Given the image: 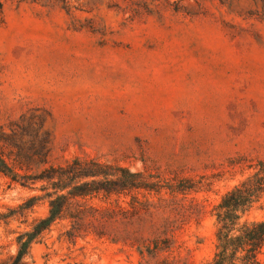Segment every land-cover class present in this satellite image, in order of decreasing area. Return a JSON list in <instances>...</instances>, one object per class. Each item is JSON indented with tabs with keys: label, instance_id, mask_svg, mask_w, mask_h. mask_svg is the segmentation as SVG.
Listing matches in <instances>:
<instances>
[{
	"label": "rangeland",
	"instance_id": "1",
	"mask_svg": "<svg viewBox=\"0 0 264 264\" xmlns=\"http://www.w3.org/2000/svg\"><path fill=\"white\" fill-rule=\"evenodd\" d=\"M0 134L150 187L81 199L82 233L68 212L21 264L211 263L216 207L264 163V0H0ZM41 187L0 172V264L48 217ZM263 219L264 197L242 222Z\"/></svg>",
	"mask_w": 264,
	"mask_h": 264
},
{
	"label": "trees",
	"instance_id": "2",
	"mask_svg": "<svg viewBox=\"0 0 264 264\" xmlns=\"http://www.w3.org/2000/svg\"><path fill=\"white\" fill-rule=\"evenodd\" d=\"M24 137L30 138L29 149L17 142ZM52 145L51 134H0V172L23 187L42 183L40 190L45 192L49 203L48 217L41 220L32 232L18 238L20 250L13 264H21L30 245L68 212H71L69 217L73 221L72 236L82 233L86 206L81 199L150 190L140 182V173L119 168L123 173L120 175L118 169L110 164L74 158L64 164L53 165ZM263 197L264 163L258 171L226 193L216 207V253L209 264H262L259 256L264 248V219L244 222L242 219L261 203ZM96 210L104 217L112 213L109 209ZM119 211L127 213L123 208ZM106 230V224L94 228L99 236H106ZM151 241L146 238L141 244L148 247L151 257H156L159 248L150 249Z\"/></svg>",
	"mask_w": 264,
	"mask_h": 264
}]
</instances>
